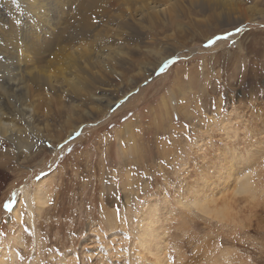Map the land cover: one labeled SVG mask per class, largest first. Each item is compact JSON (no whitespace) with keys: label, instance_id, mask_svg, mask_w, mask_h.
<instances>
[{"label":"rangeland","instance_id":"obj_1","mask_svg":"<svg viewBox=\"0 0 264 264\" xmlns=\"http://www.w3.org/2000/svg\"><path fill=\"white\" fill-rule=\"evenodd\" d=\"M47 1L50 33L48 27L37 23L28 2L0 0V30L14 28L18 36L12 41L0 31V46L22 60L19 77L41 68L52 75L48 82L27 80L30 90L38 94L27 100L31 105L35 102L36 110L31 136L10 142L0 131V140L4 141L0 144V204L12 191L28 187L25 197L20 195L22 201L27 200V208L23 203L17 206L25 212L23 219L34 233L24 234L20 245L23 264H168L170 254L175 255L176 264H246L248 256L254 258L253 264H264V133L260 131L264 129V100L259 96L264 91V1H248L245 6L254 7L249 13L254 19L243 22L233 16L211 21L208 8L201 10L203 7L188 0H176L179 15L174 26L168 20L173 0H102L104 13L99 7L84 13L80 6L87 0ZM149 6H155L150 11L162 10L153 25L145 10ZM87 14L96 15L104 23L96 32L90 31L94 36L79 41L80 21ZM234 26L245 29L233 37L235 47L231 41H220L211 49L202 47L213 34ZM24 29L35 35L48 33L47 42L57 34L63 37L37 58L33 52L37 43L27 44ZM81 45L93 50L94 66L82 59L88 74L76 69L74 78L68 75L65 64H56V71V56L61 54L66 61L63 51ZM121 52L123 56L118 55ZM172 52L181 57L180 61L161 76L151 75V83L144 87L149 72ZM6 55L0 50V61L4 62ZM100 61H106L105 65ZM79 75L85 77L84 81L87 77V87L73 92L69 85L78 84ZM136 88H140L138 95L116 111L109 110V101L117 103L129 91L135 93ZM225 96L227 118L219 111ZM9 99L2 104L3 121L14 119L9 104L19 107L17 100ZM129 112L134 115L125 120ZM186 122L195 133L194 144L185 139ZM236 124L241 126L239 140L233 131ZM215 126L226 130L206 131ZM75 128L82 129L78 139L63 151L58 147L49 151V142L61 143ZM22 140L27 143L21 144ZM25 146L29 151H24ZM226 154L236 156L239 176L258 173L256 181L261 187L255 201H237L235 220L223 223L192 204V195L219 185L215 176L223 163L221 155L229 160ZM184 164L191 172L183 184L172 188L174 169ZM49 165L50 175L39 186L52 184V195L49 205L37 212L31 190L37 184L35 175L49 171ZM165 188L171 192L170 198L160 195ZM146 204H158L163 211L162 222L158 223L161 239L155 245L159 249L161 244L163 261L152 260L153 256L149 259L139 243ZM117 209L129 223L117 218ZM11 215L8 224H0L4 231L16 229L14 233L9 231L7 239H0V258L5 264H11L8 252H15L12 242L22 234L15 213ZM5 216L0 207V221Z\"/></svg>","mask_w":264,"mask_h":264},{"label":"bare ground","instance_id":"obj_2","mask_svg":"<svg viewBox=\"0 0 264 264\" xmlns=\"http://www.w3.org/2000/svg\"><path fill=\"white\" fill-rule=\"evenodd\" d=\"M24 1H26V4L28 2L29 9L32 11V13H34V16H35L37 23L40 26L43 25V28L45 26H46V28L48 27L49 29L48 30L46 29V30L48 31V33H50L51 23H50L49 9L47 7V5H49L48 4L49 2L47 0H24ZM248 1H250V0H188V2L192 5L193 4L198 5V6H200V8L203 7L201 10H203L204 8H208V12L210 15H208V14L207 15L209 16V20H211L210 18L216 19L217 17H221V16H225L227 18H231L233 16L234 18L238 19V21H243V22L254 19V16L252 17L249 14L250 11L255 10V9H253L254 7L252 8V6L251 7L249 6L251 8L250 9V8H248V6L247 7L245 6V4L248 3ZM262 1H264V0H262ZM175 3H176V0H173L171 7H169V9H168V20L171 22V24L173 26L175 25L174 24L175 20L179 15L178 9H177L179 5L175 4ZM98 7H99L100 13H104L106 11L105 7L102 6V0H90L89 2L87 0V3H85V1H84V3L80 6L81 10L84 13H86L87 11L93 12L92 9L98 8ZM154 8H155V6H149V7L145 8L147 13H149L148 17H149V20L152 21L151 22L152 25H153V23H155V21L156 22L158 21V19L161 17L160 13L162 12V10L150 11V9H154ZM43 9H45L46 11ZM205 10H207V9H205ZM107 11H108V9H107ZM205 15H206V13H205ZM2 18H4V17H2ZM1 21H0V23H1ZM3 21H5V20H3ZM80 23H81V27H82V29H81L82 30V38L79 39V41H81L83 38H87L88 36H90L89 38L94 36V34L91 35L90 31H92V29H93L96 32L97 28L92 26L91 20H90V14L84 15V17L81 19ZM177 23L178 22L176 21V24ZM0 29H1V27H0ZM0 31H1V33H4L6 36H8V38L11 39L12 41L16 37H18L16 35V29H14V28H11L9 31H6V30L4 31V28H3V30H0ZM48 33H39V34H37L38 35L37 36V35L33 34L32 32L28 31L27 29L26 30L24 29V34L26 35V37H28V38H25L27 44L29 41H32L35 44L37 43L34 46L35 50H33V52L36 54L34 56H36L37 58L40 57L39 55H42V52L45 53L48 51V49L51 48V46L53 47L55 44H58L57 42L60 41L61 37H63V34H57L56 36L51 38L49 42H47L45 35ZM22 34L23 33H21V35ZM39 36H43L44 38L42 39V37H39ZM96 40H99V39H96ZM29 43H31V42H29ZM84 43L85 42H83V44ZM90 47L88 46L86 48L85 46L83 47V45H81V46H76V48H72V49H68L67 51H63V53L66 54L64 56L66 61L61 59V57H62L61 54H58L56 56L57 61L56 60L53 61V63H54L53 66H55L56 64H59V65L65 64L66 68H68V75H72V76H74V78L77 77V71H80L81 73H84L85 75H87L88 74V72H87L88 67H86L87 64L89 63L93 66L95 64V63H93L94 59L92 60L93 50ZM15 48L18 49V46L16 45ZM0 50L5 52L7 54L6 56L8 57L4 62L0 61V131L2 130V133L8 137L10 142H13V138L15 140L20 141L21 140L20 138H22L21 136H23V139H25V137H28L30 135L29 129H32V127H33V124H32L33 118L32 117L35 114L33 112L34 111L36 112L35 106H34L35 102H32V105H31V104L27 103V100H28V102H30L29 100H30V97L32 95H33V98H36L37 97L36 95H38V94L34 93L32 89H31L32 91L30 90V88H29L30 85H28L27 80H31L35 83H37L39 81H40V83L41 82H48V81L52 80V78H51L52 75L49 74V71L47 69L41 68L40 70H37V71L35 69L34 71L25 72L23 77H19L20 73L18 72V69L20 68V66L22 64L21 63L22 60L20 58H17L18 57L17 55H16L17 57H15L14 52H10V50L5 46H0ZM27 52L29 53L28 49H26V53ZM107 55L110 56V53H107ZM111 57L113 58L112 55H111ZM82 59H84V60L86 59V61H87V64L85 63L86 65H84L82 63ZM99 60H100V58H99ZM114 61H116V59H114ZM79 62H81V64H79ZM100 63L105 65L106 61H100ZM13 65H15L16 68H13L14 67ZM33 66H35V65H33ZM92 68H94V67H91V69ZM57 69L58 68L56 65V71H57ZM76 69H77V71H76ZM61 70H63V69H61ZM84 78L85 77L79 75L77 78L79 80V82H78L79 87H78V84H76V82H73L72 85L68 84L69 88H71L73 92H74V90L78 91V88H79V90H81L83 88L86 89L87 77L85 79L86 81H84ZM70 79H73V78H70ZM2 90L5 92L2 93ZM11 97H12L13 102H15L17 100L16 103L18 102L19 107L16 105L11 106V104H9L8 105V106H10L9 107V114H11L12 117H14V119H13L14 121L13 120L3 121L2 116L4 113L1 111L2 104L6 103L8 100H10L9 98H11ZM96 99H100V97L97 96ZM105 99H106V97H105ZM102 100H103V98H102ZM111 101H109L108 105H107L109 108H110V106H112L113 104L116 103V101H114V102H111ZM36 102H37V100H36ZM38 112H39V110H38ZM11 115H9V116H11ZM16 117H19V119H17ZM76 128H78V127H76ZM76 128L74 130H71L70 133H73L76 130ZM24 141L25 140H22L21 144ZM25 142L27 143V141H25ZM26 148H28V147H26ZM226 156L229 157V160H227L226 157L221 155L220 158H221V161L223 163L218 165V167H220L219 168L220 170L218 172V177H217V175L215 176L217 178L216 182H219V185L213 187V189L210 188L207 191H203L202 194H193L192 195V197H194L192 199V204H194L199 210H201L207 216L211 217L214 220L217 219L219 222H223V223H225L227 221L229 222V221L235 220L237 213H238V208L236 206L237 201L240 202V200L241 201L243 200L245 203L246 202L250 203L251 201H255L257 198L258 192L260 190L259 187H261V186H258V182L256 181V179L258 177L257 176L258 173L252 174L251 172H248L246 174L239 176L238 169L236 168L237 166L234 163V162L238 161L236 156L233 154L232 155L226 154ZM220 176H221V178H220ZM222 176H226V178H224ZM230 181L232 182V184L229 186ZM206 183H208V182H205V184ZM51 186H52V184H50L49 182H45L43 185H40L39 189H40L41 194L33 197V199L35 201V205L37 204L36 205L37 208L39 207L37 212L39 210H41V208H44L45 204L49 205L48 204L49 198L51 197V195H52L51 191L53 190V189H51ZM27 189H28V187L26 188V186H23L22 188H20L19 193H21V195H23L25 197V193L27 194ZM190 194H192V192H190ZM27 198H29V197L27 196ZM178 202L180 203V200ZM17 206L15 208L16 210H14V213H15L16 218L19 220L20 219V211L18 210ZM250 206H252V205H250ZM31 208L29 206V212L30 213H31ZM162 216H163V211H162V209H159L158 204H146V206L143 210V213H142L141 219H142L144 224L142 226L143 228L141 230L139 243H140V245H142L144 247V250L147 251V253H145V254L149 259H150V256H153L152 260L160 259V261H163V259H164V256L161 257V253H160L162 251L161 250V244L159 245L160 250L155 247V245H158V242L161 239L158 223L162 222ZM15 242L16 241H13L12 244L14 245ZM8 256L11 258V264H15V262L18 261V258L15 256V252H13L12 250H10L8 252ZM159 263H161V262H156L155 264H159ZM0 264H5V261H3L1 258H0ZM26 264H27V262H26ZM161 264H164V263H161Z\"/></svg>","mask_w":264,"mask_h":264},{"label":"snow or ice","instance_id":"obj_3","mask_svg":"<svg viewBox=\"0 0 264 264\" xmlns=\"http://www.w3.org/2000/svg\"><path fill=\"white\" fill-rule=\"evenodd\" d=\"M90 20H91L92 26H94L95 28H99L101 26V24L104 23V21L102 19L98 18L96 15L90 16ZM262 27H264V26H262ZM244 31H245V29L242 26H234L231 30H226V31H222L219 33H215L203 43L202 47L205 49H211L220 41H231L232 46L235 47L237 41L235 39H233V37L241 34ZM121 43H123V42L121 41ZM118 55L123 56L124 53L121 52V53H118ZM180 59H181V57L179 55H177L175 52H172V53L168 54L162 60H159L156 64V66L149 72V78H145L143 80V86L147 87L148 84L151 83V80H150L151 75L155 74L156 76H161V75L165 74V72L168 71L170 69V67L176 65L180 61ZM201 63H203V61H201ZM115 79L119 80L120 77L116 76ZM185 79H187V77H185ZM216 83L219 84L220 81H216ZM139 92H140V88H136L135 93H133L132 91H129L127 93V95H125L122 100H119V102L115 103L114 106H110L109 110L110 111H116L119 107H121L124 103H126L133 95H138ZM259 96L262 100H264V91L260 92ZM224 100H225V104L220 106L219 111L225 113L226 118H227V110L228 109H227V97L226 96L224 97ZM181 103H183V101H181ZM213 106L215 107V103L213 104ZM133 115H134L133 113L129 112L128 115L124 117V119L128 120ZM16 118L19 119V117H16ZM176 119L179 120V117H176ZM231 120L234 121L235 120L234 117L231 118ZM183 128L186 130L185 139L190 144H194L195 141L193 140V136L195 135V133L192 131L191 123L190 122L184 123ZM225 130L226 129L221 127V126L209 127L208 129H206V131L208 133L220 132V131H225ZM137 131H139V129H137ZM233 131L235 133L236 140H239L241 138V134H242L240 124H236ZM260 131L262 133H264V129H261ZM82 134H83L82 129L75 131L73 133H70L69 136L67 137V139H64L61 143L53 144L52 142H49L47 144V147H48L49 151H52L56 147L60 148L61 151H63L69 143H71L75 139H78ZM243 137H244V134H243ZM2 143H4V141L0 140V144H2ZM2 151L7 152L8 149L3 148ZM24 151L27 152V151H29V149L25 148ZM68 152L71 153L72 149L68 148ZM48 167H49V171L41 170L37 175H35V180H36L37 184L35 186H33L32 190H31L33 197L41 194L40 189H39V184L43 179H45L46 177H48L50 175L51 165H49ZM174 171H175V176H174V178L171 179V187L172 188H176L177 186L183 184L185 182L186 177L190 174L191 169L188 167L187 164H184V165H177L176 168L174 169ZM20 195H21V193H19L18 191H12L10 196L8 198L4 199L2 204H0V207H2L4 213L6 214L5 218H3L2 221H0V224L6 225L9 223V221L12 219L11 214L14 212L17 205L23 203L24 207L27 208V206H28L27 200L22 201L20 199ZM160 195L161 196H168L170 198L171 192H169L168 189L165 188V189L161 190ZM140 203L143 205L145 202L143 200H141ZM45 207H47V204H45ZM24 215H25V212L21 211L20 212V219L17 221V223L19 224L20 228L22 229V234H20L17 237L16 242L13 245L14 250H15V256L20 261V264H23V262L25 260V256L20 251V245L24 241V234H27V236H32L34 234L32 232V230L30 229V227L27 225L26 221L23 219ZM116 216L123 223H129V221L126 217L121 216L119 209H117ZM9 231L14 233V232H16V229L13 228V229H10ZM9 231H4L3 228L0 227V239H7L9 236ZM127 239L129 241H131L132 237L128 236ZM221 247H222V245H221ZM128 250L129 249H121V252L128 251ZM33 251H35V250H33ZM49 251H52V250L49 249ZM56 251H57V253H59V249H57ZM167 259H168V264H176V257L174 254H170L167 257ZM253 259L254 258L252 256L246 257V264H253Z\"/></svg>","mask_w":264,"mask_h":264}]
</instances>
